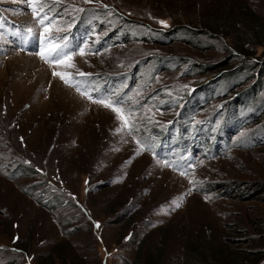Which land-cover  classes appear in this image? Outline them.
Instances as JSON below:
<instances>
[{
	"label": "rangeland",
	"instance_id": "rangeland-1",
	"mask_svg": "<svg viewBox=\"0 0 264 264\" xmlns=\"http://www.w3.org/2000/svg\"><path fill=\"white\" fill-rule=\"evenodd\" d=\"M227 1L264 16V0H48L55 34L97 53L74 56L92 74L76 79L94 98L122 99L129 135L19 35L39 31L31 0H0V264H131L165 227L163 264H180L200 232L239 264H264V47L242 63L204 31ZM172 127L191 150L165 140L160 157Z\"/></svg>",
	"mask_w": 264,
	"mask_h": 264
},
{
	"label": "trees",
	"instance_id": "trees-1",
	"mask_svg": "<svg viewBox=\"0 0 264 264\" xmlns=\"http://www.w3.org/2000/svg\"><path fill=\"white\" fill-rule=\"evenodd\" d=\"M200 25L204 27V31L210 36L226 40L227 44L230 45V49L237 56V60L242 63H246V60L257 55L255 47H264V16H260L254 8L246 2H221L220 5L217 6L215 12L208 17V22L202 21ZM233 71L234 72L229 74H222L220 76L221 81L215 85L225 86L227 81L231 82L232 79L234 81L238 77V74H236L235 70ZM257 74L263 77L264 67L262 70L259 68ZM111 81L114 83V86L118 83L117 79H108L107 82L110 83ZM109 83H106L105 87H109ZM204 88L205 87L198 89V91L193 93V96L196 94L201 98ZM172 131L173 127L170 131H166L165 137L163 136L156 142V154L158 156L162 157L159 150L165 140L173 142L174 146L183 145L182 147L184 150L180 155H185L188 150H191V147H187V139L169 138L168 136L173 133ZM170 158H173V156ZM159 232L161 236L157 238L156 243L152 244V247L148 248V251L143 253V249L139 248L131 264H163L171 232L169 227L160 229ZM200 233L201 239H187L184 242L180 264H239L237 259L230 257V255H232L230 249L225 248L222 244L218 246L216 244L214 245V242L211 240L209 242V239H207L206 236L204 237V232Z\"/></svg>",
	"mask_w": 264,
	"mask_h": 264
},
{
	"label": "snow or ice",
	"instance_id": "snow-or-ice-1",
	"mask_svg": "<svg viewBox=\"0 0 264 264\" xmlns=\"http://www.w3.org/2000/svg\"><path fill=\"white\" fill-rule=\"evenodd\" d=\"M92 2L93 0H84V3ZM31 4L33 19L35 20L39 31L36 32L32 28H27L26 31L21 30L19 35H22L25 40L37 41L39 48L37 54L40 59L50 67L62 66L66 69L64 72L53 71L52 74L54 77H58L66 86L74 88L83 98L90 100L92 103L101 104L105 108L111 109V111L116 114V119L121 121V127L117 129V132L123 131L127 128L129 135H131L135 128V125L132 123L133 114L122 107V99H112L111 97L106 96L94 98L89 87L86 86H90V81L88 79H76V76L87 78L91 77L92 74L80 71L76 67L74 56L76 54L84 56L89 52H92L93 54L97 53H95L93 49H86V47L83 46L79 48L69 47L66 36L55 34L64 31V28L59 23V14H53V8L48 7V0H31ZM104 7L107 8L108 6L105 5ZM46 8L47 11H45ZM73 10L75 12L85 11L83 8H75ZM159 23L166 25L165 21H159ZM3 27V23H0V29H3ZM73 69L75 70V73L67 71ZM95 91L98 92L99 89H96ZM136 142L140 145L141 150H151L150 146L142 144L139 140ZM137 154H139V152ZM180 174L186 175L187 173L182 171ZM176 206L179 207L180 205L177 204ZM96 227H99V224H97Z\"/></svg>",
	"mask_w": 264,
	"mask_h": 264
}]
</instances>
